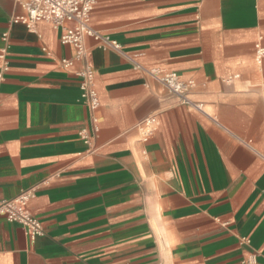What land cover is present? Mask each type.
I'll list each match as a JSON object with an SVG mask.
<instances>
[{
    "label": "crops",
    "instance_id": "0c3cea01",
    "mask_svg": "<svg viewBox=\"0 0 264 264\" xmlns=\"http://www.w3.org/2000/svg\"><path fill=\"white\" fill-rule=\"evenodd\" d=\"M91 1L78 56L0 0V264H264V0Z\"/></svg>",
    "mask_w": 264,
    "mask_h": 264
},
{
    "label": "built area",
    "instance_id": "2783aa9c",
    "mask_svg": "<svg viewBox=\"0 0 264 264\" xmlns=\"http://www.w3.org/2000/svg\"><path fill=\"white\" fill-rule=\"evenodd\" d=\"M24 10L25 14L13 16V22H21L32 27L36 21H49L54 27L61 30L60 39L63 43L71 44L76 49L78 56L85 54L83 38L93 36L113 48L118 45L103 37L90 24L92 9L91 0H15ZM65 66L70 60L62 59ZM83 80L80 84L81 98L90 107L97 105V95L92 88V70L89 66L80 71ZM158 80L172 93L176 94L180 103L187 104L189 99L187 91L191 82L180 80L175 72L166 73L157 77ZM29 191H22L17 196L4 199L0 202V213H4L8 220L17 221L23 225L31 238L41 234L42 226L39 219L27 207Z\"/></svg>",
    "mask_w": 264,
    "mask_h": 264
}]
</instances>
